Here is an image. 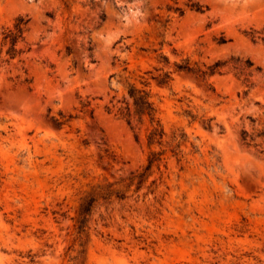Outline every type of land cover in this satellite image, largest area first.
I'll return each mask as SVG.
<instances>
[{
  "label": "rangeland",
  "instance_id": "rangeland-1",
  "mask_svg": "<svg viewBox=\"0 0 264 264\" xmlns=\"http://www.w3.org/2000/svg\"><path fill=\"white\" fill-rule=\"evenodd\" d=\"M262 132L264 0H0V264H264Z\"/></svg>",
  "mask_w": 264,
  "mask_h": 264
},
{
  "label": "trees",
  "instance_id": "trees-1",
  "mask_svg": "<svg viewBox=\"0 0 264 264\" xmlns=\"http://www.w3.org/2000/svg\"><path fill=\"white\" fill-rule=\"evenodd\" d=\"M193 10L202 13L203 12V8L200 6H193ZM26 25V22H24V20H20L19 23L16 24L15 26V30L14 31H9L8 35L6 36V39H9L11 42V48L9 50V55L11 56V59H14L16 57V45L19 41V39L22 38L23 34H24V27ZM251 66V64H250ZM216 67H219V65L217 64ZM168 78V77H167ZM129 98L130 100L133 101V106L135 108V114L141 117H145L148 116L150 118L151 123L153 124L155 122V109L153 108V104L150 102V96L145 93L144 91H140L137 90L135 88H132L129 94ZM118 113L126 118H128V123L129 125H131L132 123V114H131V106L129 104L126 103V107L120 108L118 110ZM55 126L57 127H61L63 126L65 123L61 122L57 119L54 120ZM159 125V124H158ZM165 136V133L163 130H160L159 127L155 128L151 134H150V144H153L155 140H159L161 141ZM258 137H263L264 138V133H260L258 135ZM254 135H250L247 132L243 133V142H245L246 144L250 145V143H252L254 140ZM264 152V151H263ZM162 154L160 153H153L152 157L149 160V165L146 168V171L144 174H141L139 176H133L132 178V182H131V186L132 183L136 180V179H140L139 184H142L144 181L145 176L147 175L148 172H150L152 170V167L155 163H159L161 162V157ZM95 202V200L92 199V201H90V203ZM92 205L87 202L85 203L79 212V217H80V231L84 232L85 228H86V223L88 222V216L89 213L91 212V208Z\"/></svg>",
  "mask_w": 264,
  "mask_h": 264
}]
</instances>
